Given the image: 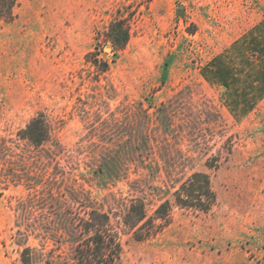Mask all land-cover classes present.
I'll use <instances>...</instances> for the list:
<instances>
[{
  "label": "rangeland",
  "instance_id": "obj_1",
  "mask_svg": "<svg viewBox=\"0 0 264 264\" xmlns=\"http://www.w3.org/2000/svg\"><path fill=\"white\" fill-rule=\"evenodd\" d=\"M13 12L0 18V264H72V224L91 206L117 226L120 264H264V0H18ZM115 17L130 32L116 53ZM39 113L49 137L34 146L20 131ZM138 130L144 149L98 182L101 157ZM193 171L210 177V210L173 206L141 240L121 224L130 198L152 216Z\"/></svg>",
  "mask_w": 264,
  "mask_h": 264
},
{
  "label": "trees",
  "instance_id": "obj_2",
  "mask_svg": "<svg viewBox=\"0 0 264 264\" xmlns=\"http://www.w3.org/2000/svg\"><path fill=\"white\" fill-rule=\"evenodd\" d=\"M17 3L18 0H0V18L5 21L12 20ZM105 36L115 53L122 49L130 38L127 19L115 17L111 20ZM89 61L94 65L97 64L96 58H91ZM97 68L105 71L107 64L98 63ZM20 136L34 146L45 142L49 137V125L44 116L39 113L32 117L20 131ZM145 146V137L141 130H138L136 135H130L111 154H104L101 157L93 170L95 178L101 184L120 179L124 174L123 169L126 163L132 161V158H128V151H134V149L141 151ZM207 165L212 167V164ZM215 201L216 194L211 186L209 175L203 171H193L173 191V201L165 199L160 202L152 216H148L144 200L133 197L124 204L119 218L121 224L132 230L136 239L141 240L155 234L156 229L162 225L155 224L156 219L168 221L173 206L205 212L211 209ZM72 225L73 230L70 232L78 237L72 264H120L119 231L112 222L109 212L91 206L87 217Z\"/></svg>",
  "mask_w": 264,
  "mask_h": 264
},
{
  "label": "water",
  "instance_id": "obj_3",
  "mask_svg": "<svg viewBox=\"0 0 264 264\" xmlns=\"http://www.w3.org/2000/svg\"><path fill=\"white\" fill-rule=\"evenodd\" d=\"M104 49H105V50H109L110 47L106 45V46L104 47Z\"/></svg>",
  "mask_w": 264,
  "mask_h": 264
}]
</instances>
